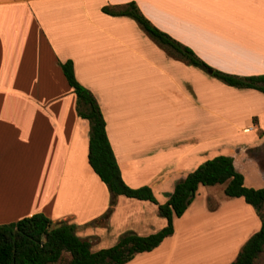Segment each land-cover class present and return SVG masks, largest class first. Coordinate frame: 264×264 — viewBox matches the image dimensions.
<instances>
[{
    "label": "crops",
    "instance_id": "obj_1",
    "mask_svg": "<svg viewBox=\"0 0 264 264\" xmlns=\"http://www.w3.org/2000/svg\"><path fill=\"white\" fill-rule=\"evenodd\" d=\"M130 3L210 70L131 17L103 12ZM67 61L100 108L128 187L147 186L163 204L219 155L246 188L264 187V94L212 76L264 75V0H0V225L42 214L72 224L92 252L166 226L151 202L109 205L88 163L89 124L60 68ZM224 188L199 186L172 235L125 264H231L261 222Z\"/></svg>",
    "mask_w": 264,
    "mask_h": 264
},
{
    "label": "trees",
    "instance_id": "obj_2",
    "mask_svg": "<svg viewBox=\"0 0 264 264\" xmlns=\"http://www.w3.org/2000/svg\"><path fill=\"white\" fill-rule=\"evenodd\" d=\"M103 12L112 16H128L134 19L154 41L172 48L189 65L210 70L189 48L174 41L150 24L133 3L121 11ZM68 86L76 98L78 116L89 124L88 163L107 187L110 206L119 196L127 199L148 201L157 206L158 215L166 220V226L148 236L124 234L112 247L91 251V244L75 234V227L66 222H52L42 214L25 217L15 223L0 225V264H125L135 255L154 250L165 238L172 235L174 218L181 217L194 200L199 186L225 184L224 195L242 198L258 215L261 225L242 246L231 264H254L264 249V187L246 188L243 176L237 172L233 159L219 155L206 160L179 181L163 204H158L151 189L128 187L116 162L106 134V124L92 94L80 85L73 72L71 61L60 64ZM212 76L236 88L254 89L264 94V75L237 77L213 70ZM110 212L108 209L107 214ZM106 214V215H107ZM66 254L69 260H65Z\"/></svg>",
    "mask_w": 264,
    "mask_h": 264
},
{
    "label": "rangeland",
    "instance_id": "obj_3",
    "mask_svg": "<svg viewBox=\"0 0 264 264\" xmlns=\"http://www.w3.org/2000/svg\"><path fill=\"white\" fill-rule=\"evenodd\" d=\"M152 115H154V114H152ZM153 117H154V116H153ZM153 119H154V118H153ZM152 123L154 124L155 121H152ZM63 258H64V261H65V260H68V256H67L66 254L63 255ZM257 264H264V251H263V253L260 255L259 260L257 261Z\"/></svg>",
    "mask_w": 264,
    "mask_h": 264
},
{
    "label": "water",
    "instance_id": "obj_4",
    "mask_svg": "<svg viewBox=\"0 0 264 264\" xmlns=\"http://www.w3.org/2000/svg\"><path fill=\"white\" fill-rule=\"evenodd\" d=\"M210 72V71H209Z\"/></svg>",
    "mask_w": 264,
    "mask_h": 264
}]
</instances>
